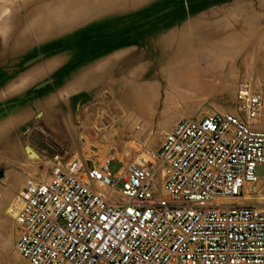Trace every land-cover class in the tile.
<instances>
[{"label":"rangeland","instance_id":"obj_1","mask_svg":"<svg viewBox=\"0 0 264 264\" xmlns=\"http://www.w3.org/2000/svg\"><path fill=\"white\" fill-rule=\"evenodd\" d=\"M183 60L202 75L169 69ZM242 78L264 99V0H0V142L15 148L0 146V264H28L7 214L36 160L27 148L127 163L181 119L236 113ZM253 198L264 203V180Z\"/></svg>","mask_w":264,"mask_h":264},{"label":"built area","instance_id":"obj_2","mask_svg":"<svg viewBox=\"0 0 264 264\" xmlns=\"http://www.w3.org/2000/svg\"><path fill=\"white\" fill-rule=\"evenodd\" d=\"M233 104L181 119L127 163L32 160L7 209L16 253L28 264H264V203L252 199L264 99L242 78Z\"/></svg>","mask_w":264,"mask_h":264},{"label":"bare ground","instance_id":"obj_3","mask_svg":"<svg viewBox=\"0 0 264 264\" xmlns=\"http://www.w3.org/2000/svg\"><path fill=\"white\" fill-rule=\"evenodd\" d=\"M232 47V46H231ZM233 48V47H232ZM206 53V52H205ZM212 53V52H211ZM211 56V55H210ZM215 56V55H214ZM218 56V55H217ZM212 57V56H211ZM208 59V58H207ZM213 60V59H211ZM199 61V60H198ZM213 64H210L209 66L214 68V69H218L220 67H222L225 63V61L222 60V62H220V59H215L212 61ZM202 63V62H201ZM210 63V62H209ZM216 65V66H215ZM207 66V65H206ZM170 70H174L176 72H183V71H189V72H192V73H195L196 75L198 76H201L202 75V71L200 70V62H195V63H191L189 62L188 60H183V61H179L177 63H174L172 65H170L169 67ZM169 70V71H170ZM166 74V73H165ZM167 75V74H166ZM168 77V76H167ZM167 80V79H166ZM123 98L125 99V101H132L129 97H127L126 95L123 96ZM34 153L31 149L27 148L26 149V154L28 155L29 158H36L38 159V155L36 153V155L32 154ZM251 199V198H249ZM254 199V198H252Z\"/></svg>","mask_w":264,"mask_h":264},{"label":"crops","instance_id":"obj_4","mask_svg":"<svg viewBox=\"0 0 264 264\" xmlns=\"http://www.w3.org/2000/svg\"><path fill=\"white\" fill-rule=\"evenodd\" d=\"M264 131V130H263ZM0 146L3 148V150L7 153V155H14L15 154V148H14V144H12V142L8 139V138H5L4 141L0 142ZM21 180L19 179V176L18 175H11V180H10V184L9 186H7V190L9 187H13V189H16L19 185V182ZM24 181V180H23ZM23 184V182H22ZM22 184L21 186L17 189L16 193L20 190V188L22 187ZM15 193V194H16Z\"/></svg>","mask_w":264,"mask_h":264},{"label":"water","instance_id":"obj_5","mask_svg":"<svg viewBox=\"0 0 264 264\" xmlns=\"http://www.w3.org/2000/svg\"><path fill=\"white\" fill-rule=\"evenodd\" d=\"M32 154H34V153H32ZM34 155H36V154H34Z\"/></svg>","mask_w":264,"mask_h":264}]
</instances>
